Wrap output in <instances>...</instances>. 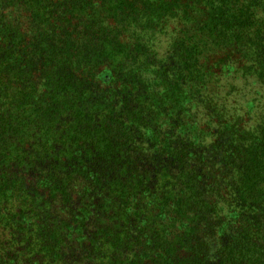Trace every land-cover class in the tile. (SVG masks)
<instances>
[{"label":"trees","instance_id":"obj_1","mask_svg":"<svg viewBox=\"0 0 264 264\" xmlns=\"http://www.w3.org/2000/svg\"><path fill=\"white\" fill-rule=\"evenodd\" d=\"M0 264H264V0H0Z\"/></svg>","mask_w":264,"mask_h":264},{"label":"rangeland","instance_id":"obj_2","mask_svg":"<svg viewBox=\"0 0 264 264\" xmlns=\"http://www.w3.org/2000/svg\"><path fill=\"white\" fill-rule=\"evenodd\" d=\"M152 1H159V0H152Z\"/></svg>","mask_w":264,"mask_h":264}]
</instances>
